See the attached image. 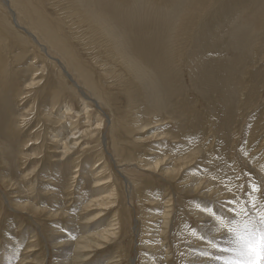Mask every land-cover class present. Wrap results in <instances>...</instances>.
Segmentation results:
<instances>
[{
    "label": "rangeland",
    "instance_id": "1",
    "mask_svg": "<svg viewBox=\"0 0 264 264\" xmlns=\"http://www.w3.org/2000/svg\"><path fill=\"white\" fill-rule=\"evenodd\" d=\"M7 1L0 0V263L242 264L235 241L247 235L245 226L258 222L264 209V18L244 19V2L210 0L206 12L228 1V11L224 7L226 12L218 14L225 19L208 18L199 6L191 30H198L203 16L208 26L198 36L190 30L189 41L179 40L180 47L175 43L178 59L170 43L179 19L174 6L162 0L158 5L130 0V6L91 0L110 24H141L143 32L161 39L143 65L149 95L131 104L122 84L126 70L118 66L124 51L117 39L97 37L85 24L94 18L78 15L75 8L85 9L83 0ZM34 17L46 26L47 37L33 29L39 26ZM137 30L131 32L133 40L125 36L124 41L137 43ZM134 50L133 58L139 53ZM50 58L69 64L71 80ZM74 61L90 74L95 89V71L104 69L108 86L116 84L120 91L117 102L96 100L98 95L77 78ZM41 82H48L43 91ZM81 91L89 92L91 102ZM52 138H58V146L50 144ZM212 247L218 248V259L209 257Z\"/></svg>",
    "mask_w": 264,
    "mask_h": 264
},
{
    "label": "bare ground",
    "instance_id": "2",
    "mask_svg": "<svg viewBox=\"0 0 264 264\" xmlns=\"http://www.w3.org/2000/svg\"><path fill=\"white\" fill-rule=\"evenodd\" d=\"M93 1V0H92ZM98 1V0H97ZM220 1V0H219ZM224 1V0H223ZM247 0H231V3H236V4H238L237 2H244L245 3V8H244V12L243 13H241L242 14V17L244 18V19H246V20H251L252 21V17H253V15H256L257 16V18H256V20H257V22H258V20H260V19H262V18H264V5H262L263 7H259V5L260 4H264V2H263V0H249L248 2H246ZM17 2H18V0H17ZM21 2V1H20ZM34 2V1H33ZM93 2H95V1H93ZM93 2H91V0H83V2H82V5L83 6H85V9H82L81 11H79V10H77V8H75L76 9V11H77V13H78V15H79V13L81 12L82 13V16H84L85 15V17L87 18V13H91L92 14V17L94 18V20H87V19H85V24L86 23H89L90 25H92L93 27H94V29L96 30L95 32L97 33H99L98 35H97V37H101L102 39H108V41H110V38H113V40H118L119 41V43H120V50H122V51H124V62L122 63V66H120V65H118L117 63V65L119 66V68H123L124 70H126V74H127V79L128 80H126V82H124V83H122V84H124V86L125 85H127L128 86V90H127V98H128V100H130L131 101V104L133 103V102H138L141 98H143V97H147L149 94H148V88H149V82H147L148 81V73L146 72V74H147V77H146V79L145 78H143L144 76H143V73L146 71L144 68V66L143 65H147V63H146V57H147V59H150V57H151V52H148V51H150V50H152V47L154 46V45H159V43H160V41H161V39H159L158 37H157V35L158 34H153V35H151L152 33H147V31H145V32H143L142 30H146V29H144V28H142L141 29V24H130V23H126V21H122L121 23H119V24H117V25H112V24H110V21L99 11L100 10V8H98ZM101 2V4H102V1H100ZM113 2V1H112ZM130 2V0H118V2L117 3H119L121 6H124V5H126V3L128 4ZM151 2H153V3H155V5H158L159 4V2H158V0H152ZM162 2H163V5H166L168 8L169 7H175V9H176V13H178V21H176V23H177V25H176V27H175V29L172 31V35L175 37V38H173V39H171V41H170V43H173L172 45H173V53H174V51H175V55L177 56V58L179 59L181 56H179L178 57V55H179V53H180V50L177 48L178 46L180 47V43L181 42H179V40H183V39H187V41H189V35H190V30H191V28L193 27L192 25H194L195 26V22H198V20H199V14H197V10H198V7L199 6H204L203 8H201L200 10H202V9H207V7H209V5H210V3H211V1L210 0H184L183 1V4L181 3V5H179V2H178V0H162ZM228 2V1H227ZM227 2H222L223 3V8L225 7V9H226V5L228 4ZM261 2H263V3H261ZM4 3L6 4V3H8V1L7 0H4ZM24 3H26V2H24ZM221 3V4H222ZM28 4V3H27ZM45 4H47L46 2H45ZM92 4V5H91ZM130 4V3H129ZM128 4V5H129ZM132 4V3H131ZM104 5V4H103ZM214 5V4H213ZM219 5H220V3H219ZM8 6V5H7ZM107 6V5H106ZM130 6V5H129ZM212 6V5H211ZM231 7H233V5H230ZM29 7V6H28ZM91 7V10H93V11H91L89 8ZM100 7H101V5H100ZM214 7V6H213ZM215 7H217V5L215 4ZM219 7V6H218ZM218 7H217V9H218ZM257 7V8H256ZM22 8V7H21ZM20 8V9H21ZM46 8V7H45ZM49 8V7H48ZM106 8V7H105ZM212 8V7H211ZM223 8H221V5H220V9L219 10H217V9H215V10H217V11H214V10H212V11H214V12H212V11H210V12H206V10H205V13L204 14H208V18L210 17V15L212 14V15H214V17L216 16H218V14H223V13H220V12H224V10H222ZM255 8H256V10H255ZM29 9V8H28ZM102 9H104V8H102ZM108 9V8H107ZM131 9H132V7H131ZM227 10V9H226ZM21 11H22V9H21ZM30 11V10H29ZM181 11V12H180ZM203 11V10H202ZM201 11V12H202ZM228 11V10H227ZM231 11V10H230ZM31 12V11H30ZM52 12V11H51ZM50 12V13H51ZM116 12V11H115ZM114 12V13H115ZM120 12V11H119ZM226 12V11H225ZM224 12V13H225ZM10 13V12H9ZM23 13V12H22ZM80 13V14H81ZM145 13V12H144ZM172 13H174V12H172ZM231 13V12H230ZM11 14H12V18H13V21H14V25L15 26H17V27H19L20 25H19V23L17 22V20H16V17H15V15H14V12L11 10ZM25 14H27V13H25ZM33 14V13H32ZM119 14V13H118ZM202 14V13H201ZM229 14V13H228ZM232 14H233V12H232ZM48 15V14H47ZM52 15V14H51ZM89 15V14H88ZM113 15V14H112ZM111 15V16H112ZM116 15V14H115ZM114 15V16H115ZM203 15V14H202ZM107 16V15H106ZM118 16V15H117ZM48 17V16H47ZM52 17V16H51ZM50 17V18H51ZM143 17V16H142ZM214 17H210L211 19H213ZM218 17H221V16H218ZM217 17V18H218ZM227 17V16H226ZM251 17V18H250ZM91 18V17H90ZM115 18V17H114ZM198 18V19H197ZM203 18H204V16H203ZM202 18V19H203ZM208 18H207V20H208ZM222 18V17H221ZM92 19V18H91ZM176 19H177V16H176ZM202 19H200L201 20V22L198 24V32L196 31H194L195 29L193 28V30H191V32L193 31V33L194 34H197V36H198V34L201 32V30H203L204 29V27L206 28L208 25H206L207 23L205 22L204 23V21L202 20ZM215 19V18H214ZM220 19V18H219ZM222 19H225V17L224 18H222ZM130 20V19H129ZM217 20V19H216ZM215 20V23L216 22H218V21H216ZM241 20H242V18H241ZM137 21V20H136ZM210 21V20H209ZM213 21V20H212ZM228 21V20H227ZM244 21V20H243ZM34 24H39V26H34V25H32L33 26V29L36 31V32H39V33H42V34H45L46 35V37H47V35H49L48 33H46V31H47V28H46V26H43V25H40V23H39V21H37V19H36V17H34L33 18V21H32ZM115 22V21H114ZM208 22V21H207ZM211 22V21H210ZM210 22H208V23H210ZM225 22V21H224ZM60 23V22H59ZM212 23V22H211ZM210 23V24H211ZM214 23V22H213ZM242 23V22H241ZM2 24V23H1ZM222 24V23H221ZM240 24V23H239ZM132 25H134V26H136V28L134 27V30H133V26ZM206 25V26H205ZM214 25V24H213ZM216 25H217V23H216ZM218 25H220V24H218ZM0 26H2V25H0ZM61 26V25H60ZM91 26V27H92ZM212 26V25H211ZM226 26V25H225ZM254 26H256V25H254ZM258 26V25H257ZM16 27V28H17ZM124 27V28H123ZM173 27H174V25H173ZM235 27V26H234ZM234 27H233V29H234ZM2 28V27H1ZM4 28V27H3ZM6 28V27H5ZM4 28V29H5ZM122 28V29H121ZM216 28V27H215ZM224 28V27H223ZM18 29V28H17ZM24 29V28H23ZM22 29V30H23ZM55 29V28H54ZM136 29H138L137 30V35H138V42L137 43H135V44H131V42H128L127 40L126 41H124L125 40V36H126V38H128V36H130L131 37V40H133L134 39V37H135V33L134 34H131V32H134ZM6 30V29H5ZM63 30V29H62ZM205 30V29H204ZM231 30V29H230ZM1 31V30H0ZM10 31H12V30H10ZM9 31V32H10ZM24 33H26V34H28V36L30 37V39H33L34 41H35V44L36 45H39L40 46V48H41V51H44L45 50V46L44 45H42L40 42H37V39H36V37L34 36V34H33V32L29 29H24ZM209 31V30H208ZM232 31V30H231ZM9 32L7 31V33L9 34ZM13 32V31H12ZM11 32V33H12ZM158 32L159 33H162L163 31L162 30H158ZM211 32V34H212V31H210ZM219 32V31H218ZM4 33V32H3ZM10 33V34H11ZM243 33H245V31H243L242 32V34ZM256 33V32H255ZM0 34H1V32H0ZM13 35H14V32L12 33ZM215 34V33H214ZM235 34V33H234ZM202 35V34H201ZM260 35V34H259ZM258 35V36H259ZM3 36V35H2ZM196 36V35H195ZM200 36V35H199ZM204 36V35H203ZM254 36V35H253ZM15 37V36H14ZM73 37V36H72ZM121 37V38H120ZM209 37V36H208ZM8 38V37H7ZM17 38H18V36H17ZM75 38V37H74ZM202 38V37H201ZM204 38V37H203ZM207 38V37H206ZM262 38V37H261ZM9 39V38H8ZM12 39V38H11ZM97 39V38H96ZM136 39V38H135ZM210 39V38H209ZM1 40V39H0ZM3 40V39H2ZM5 40V39H4ZM10 40V39H9ZM16 40H18V39H16ZM116 40V41H117ZM120 40H121V42H120ZM212 40V39H211ZM211 40H210V42H211ZM248 40V39H247ZM258 40V39H257ZM256 40V41H257ZM23 41V40H22ZM117 41V42H118ZM249 41V40H248ZM3 42V41H2ZM9 43H11L10 41H8ZM192 42V41H191ZM190 42V43H191ZM203 42V41H202ZM259 42V41H258ZM21 43V42H20ZM19 43V44H20ZM175 43L177 44L178 43V46H176V48H174V45H175ZM189 43V42H188ZM14 43H12V45H13ZM22 44V43H21ZM59 44V43H58ZM193 44V43H192ZM16 45V44H15ZM14 45V46H15ZM18 45V44H17ZM33 45V44H32ZM71 45V44H70ZM78 45V44H77ZM101 45H104V46H106L105 45V40H104V43H101ZM187 45V44H186ZM29 46V45H28ZM195 46H198L197 44H194V47ZM18 47V46H17ZM76 47H78V50L82 53V48H80L79 46H76ZM113 47V46H112ZM133 47L135 48V54H136V50L137 51H139V53L137 54V57H135V58H133L134 57V53H133ZM156 47V46H155ZM167 47V46H166ZM165 47V48H166ZM13 48H16V46L15 47H13ZM18 48H20V47H18ZM36 48H37V46H36ZM106 48V47H105ZM163 48H164V46H163ZM9 49H10V47H9ZM95 49V48H94ZM107 49V48H106ZM127 49V50H126ZM178 49V50H177ZM20 50V49H19ZM26 50H28V48L26 49ZM36 50V49H35ZM40 50V49H39ZM143 50H145V51H143ZM196 49L195 48H191V53H193L194 51H195ZM18 51V50H17ZM38 51V50H37ZM94 51V50H93ZM147 51V52H146ZM26 52H28V51H26ZM33 52H35L34 50H33ZM40 52V51H39ZM46 52H47V50H46ZM52 52V51H51ZM95 52V51H94ZM98 52V51H97ZM101 52V51H100ZM30 53V52H29ZM38 53V52H37ZM41 53H43V52H41ZM84 53V52H83ZM93 53V52H92ZM103 53V52H102ZM163 53V52H162ZM166 53V52H165ZM18 54V56H20V52L19 53H17ZM32 54V53H31ZM74 56H76L77 54H75L74 52L72 53ZM11 55V54H10ZM24 55V54H23ZM37 55V54H36ZM43 55V54H42ZM41 55V56H42ZM58 55V54H57ZM81 55V54H80ZM82 55H84V54H82ZM86 55V54H85ZM94 54H92V56H93ZM162 55V54H161ZM9 56V55H8ZM18 56H16V57H18ZM25 56V55H24ZM46 56V55H45ZM62 56V55H61ZM103 56H104V54H103ZM260 56H262V53H261V55ZM37 57V56H36ZM48 57H50L49 55H48ZM55 57H57V56H55ZM60 57V56H59ZM63 57V56H62ZM83 57V56H82ZM162 57V56H161ZM165 57V56H164ZM167 57V56H166ZM31 58V57H30ZM38 58V57H37ZM36 58V59H37ZM54 58V57H53ZM68 59H69V57H67ZM71 58V57H70ZM74 59H75V57H73ZM90 58V57H89ZM18 59V58H17ZM22 59H24V58H22ZM39 59V58H38ZM37 59V60H38ZM41 59V58H40ZM48 59V58H47ZM51 59V61H52V58H50ZM73 59V60H74ZM5 60H7V58L5 59ZM76 60V59H75ZM101 60V59H100ZM3 61V60H2ZM7 61H9V59L7 60ZM44 61V60H43ZM53 61H55L54 59H53ZM52 61V62H53ZM70 61V60H69ZM77 61V60H76ZM84 61V60H83ZM91 61V60H90ZM57 64H58V66L60 67V69H61V71H63V73L65 74V76L67 77V78H69L70 80H71V73L69 72V71H72L71 69L69 70V68H67V66L69 65H65V63H63L62 61H60V60H57V61H55ZM54 62V63H55ZM85 62V61H84ZM83 62V63H84ZM92 62V61H91ZM98 62V61H97ZM6 63V62H5ZM11 63V62H10ZM39 63H41V62H39ZM45 63V62H44ZM103 63H105V62H103ZM110 63H112V62H110ZM48 64V63H47ZM72 64H74L75 65V68H76V71L78 70V73L79 74H77L76 76H77V78H81L82 79V83H86L89 87H90V90H88L87 88H85L84 86H81V85H75L76 87L78 86V87H84L85 89H87L90 93L93 91V93L95 92L97 95H98V97H96V96H94V97H96V100H97V98H99L100 100H101V98L103 99V101H105V102H108V101H115V103L117 102V95H118V93L120 92V91H118L119 89H118V87H117V85L115 84V85H111V86H108V84H107V78L109 79V77H105L106 76V74L103 72L104 71V69H98L97 67V71H95V72H98L97 73V75H98V77H97V79H96V82L95 83H97V88L95 89L92 85H90L89 84V77L90 76H88V75H90V74H87L86 72H84L83 70H81V71H79L80 70V68H79V66H77L76 64H78V62H73ZM82 64V63H81ZM85 64V63H84ZM50 65V64H49ZM49 65H47V67L49 66ZM90 65V64H89ZM114 65V64H113ZM0 66H1V64H0ZM3 66H4V64H3ZM3 66H2V69H3ZM7 66V65H6ZM46 66V65H45ZM153 66H155L154 64H153ZM37 67V66H36ZM39 67V66H38ZM46 67V68H47ZM53 67V66H52ZM57 67V66H56ZM83 67V66H82ZM81 67V68H82ZM103 67V66H102ZM109 67H111V66H109ZM159 67H161L160 69H163L164 71H165V66H164V64L163 63H161L160 61H159ZM174 67V66H173ZM264 67V66H263ZM71 68V67H70ZM84 68V67H83ZM104 68H106V67H104ZM6 69V68H5ZM30 69H32V68H30ZM48 69V68H47ZM85 69V68H84ZM157 69V68H156ZM155 69V71L157 72V70ZM171 68L170 67H168L166 70H170ZM24 70V69H23ZM22 70V71H23ZM37 70H39V69H37ZM49 70V69H48ZM51 71H52V73L55 75V77L57 78V73H56V70H53V69H50ZM95 70V69H94ZM93 69H92V71H94ZM121 70V69H120ZM0 71H3V70H0ZM6 71H7V69H6ZM110 71V70H109ZM8 72V71H7ZM11 72V71H10ZM20 72V71H19ZM24 72V71H23ZM41 72V71H40ZM74 72V71H73ZM82 72V73H81ZM143 72V73H142ZM194 72H195V70H194ZM256 72V71H255ZM257 72H260V71H257ZM3 73V72H2ZM1 73V74H2ZM49 73V72H48ZM93 73V72H92ZM116 73V72H115ZM262 73H264V72H262ZM0 74V75H1ZM4 74V73H3ZM9 74V73H8ZM24 74V73H23ZM22 74V75H23ZM28 73H26V75H27ZM44 74H45V72H44ZM108 74V73H107ZM110 74H111V72H110ZM123 73H121L120 74V79L122 80L123 78V76L121 77V75H122ZM256 74V73H255ZM254 74V75H255ZM21 75V74H20ZM47 75V74H46ZM93 75H95V74H93ZM112 75H113V73H112ZM6 76V75H5ZM10 76V75H9ZM64 76V75H63ZM108 76V75H107ZM111 76V75H110ZM114 76V75H113ZM117 76V75H116ZM259 76V75H258ZM7 77L8 76H6V79H7ZM13 77H15L14 75H13ZM21 77V76H20ZM52 76H50V78H51ZM165 77H167V76H164V77H162V78H164V80H166L167 81V79L165 78ZM255 77V76H254ZM253 77V78H254ZM10 78V77H9ZM27 78H29V77H27ZM91 78H93L94 79V77H92L91 76ZM260 78V77H259ZM262 78V77H261ZM1 79L3 80V78L1 77ZM17 79V78H16ZM47 79V78H46ZM64 79V78H63ZM112 79V78H111ZM113 79H114V77H113ZM256 79H258L257 77H256ZM263 79V78H262ZM5 80V79H4ZM12 80V79H11ZM14 80V79H13ZM18 80V79H17ZM27 80V79H26ZM47 80H49V78L47 79ZM6 81V80H5ZM8 81V80H7ZM51 81V80H50ZM19 82V81H18ZM22 82V81H21ZM31 82V81H30ZM29 82V83H30ZM49 82V81H48ZM48 82H46L45 83V85H43V83H42V86L40 87V91H43L45 88H43L44 86H47L48 85ZM75 82V81H74ZM120 82V81H119ZM6 83V82H5ZM4 83V85H6ZM8 83V82H7ZM13 83H14V81H13ZM33 83V82H32ZM93 83V82H92ZM113 83H117L118 84V82L117 81H115V82H113ZM35 85L37 84V83H34ZM33 84V85H34ZM75 84V83H74ZM81 84V83H80ZM121 84V83H120ZM3 85V86H4ZM13 85H16V84H13ZM21 85V84H20ZM28 85V84H27ZM32 85V84H31ZM30 85V86H31ZM165 85V84H164ZM19 86V85H18ZM121 86V85H120ZM38 88V87H37ZM54 88V87H53ZM17 89V88H16ZM15 89V90H16ZM82 89V88H81ZM11 91V90H10ZM37 91V90H36ZM39 91V90H38ZM6 92V91H5ZM82 92V91H81ZM89 92H82V96H84V98H86V99H89L90 101L89 102H91V100H92V98L89 96ZM0 93L2 94V92L0 91ZM8 93V92H7ZM17 93H19V92H17ZM22 93V92H21ZM3 94H4V92H3ZM33 94H35V93H33ZM42 94V93H41ZM65 95H66V93H64ZM77 94H79V93H77ZM7 96H8V94H6ZM15 95V97H16V93L14 94ZM38 95V94H37ZM94 95V94H93ZM19 95H17V97H18ZM69 96V95H68ZM71 96V95H70ZM6 97V96H5ZM40 97V96H39ZM79 97H80V95H79ZM101 97V98H100ZM121 97V96H120ZM48 98V97H47ZM121 98H123V97H121ZM65 99V98H64ZM38 99H36V101H37ZM66 100V99H65ZM99 100V101H100ZM122 100V99H121ZM102 101V102H103ZM85 102V101H84ZM87 102V101H86ZM16 103V102H15ZM38 104H40V103H38ZM46 104H47V102H46ZM64 104V103H63ZM84 104V103H83ZM82 104V105H83ZM88 104V103H87ZM108 104V103H107ZM133 104H135V103H133ZM50 105L51 104H49V108H50ZM111 105V104H110ZM123 105H124V103H123ZM103 106H104V104H103ZM47 107V106H46ZM106 106H104V108H105ZM110 107V106H109ZM118 107V106H117ZM38 108H41V106H39ZM68 108V107H67ZM85 108V106L83 107V109ZM99 108H100V106H99ZM98 108V109H99ZM114 108V107H113ZM47 109V108H46ZM89 109V108H88ZM101 109V113L104 115V117H106L108 120L106 121V123L107 124H109V123H111V121H109L110 119L108 118V116L109 117H111L110 116V114H108L106 111H104V109H102V108H100ZM123 109V108H122ZM122 109H119V111L120 110H122ZM95 110H96V108H95ZM65 111L66 110H64L63 112H61V114H60V116H65ZM87 111V110H86ZM118 111V112H119ZM44 112V111H43ZM82 112V110L80 111V113ZM100 112V111H99ZM117 112V113H118ZM88 113V112H87ZM91 113V112H90ZM110 113V112H109ZM90 115V114H89ZM81 116H83L82 114H81ZM87 116V115H86ZM124 117H126V116H124ZM86 118V117H85ZM89 118H91V117H89ZM105 118V119H106ZM118 118V117H117ZM97 119V118H96ZM119 119V118H118ZM64 119H62V120H60L59 122H62ZM88 120V119H87ZM99 120V119H98ZM83 121V120H82ZM95 121V120H94ZM105 121V120H104ZM118 121V120H117ZM121 121H119V123H120ZM125 122V121H124ZM81 123V122H80ZM91 123V122H90ZM65 124H66V122H64L63 123V127H66L65 126ZM96 124V123H95ZM101 124V123H100ZM105 124V123H104ZM128 125V124H127ZM99 126V125H98ZM98 126H96L95 128H98ZM122 126V125H121ZM120 126V127H121ZM124 126H125V124H124ZM132 126V125H131ZM62 127V128H63ZM68 127V126H67ZM90 127V126H89ZM101 127H102V125H101ZM120 127L118 128V130H120ZM105 128V127H104ZM122 128V127H121ZM124 128V127H123ZM64 129V128H63ZM69 129H70V127H69ZM75 129V128H74ZM95 130V129H94ZM101 130V129H100ZM126 130V129H125ZM117 131V130H116ZM115 131V132H116ZM121 131V130H120ZM128 130H126V132H127ZM66 132V131H65ZM84 132H85V130H84ZM101 132V131H100ZM124 132V131H123ZM61 132L59 131V133L58 134H56V136L55 137H60L61 136V134H60ZM129 133V132H128ZM132 134V133H131ZM66 136V135H65ZM131 136V135H130ZM124 137H126L125 136V134H124ZM58 138H52L53 140H51V142H50V144L51 145H53V146H58L59 144V140H58ZM61 139V138H60ZM102 139H104V138H102ZM62 140V139H61ZM115 140V139H114ZM102 141V140H101ZM106 141V140H105ZM75 144V143H74ZM73 144V145H74ZM77 144V143H76ZM131 144V143H130ZM129 146H132V145H129ZM149 146V145H148ZM133 147V146H132ZM150 148H151V150H157L156 148H155V146L153 145V144H151L150 145ZM55 149V148H54ZM53 151H55V150H53ZM121 152V151H120ZM56 153H58V152H56ZM152 154V153H151ZM64 157V159H66L68 156L67 155H63ZM263 156V155H262ZM94 157V156H93ZM92 158V157H91ZM258 158H259V156H258ZM263 158V157H262ZM85 161V160H84ZM49 163V162H48ZM55 165V164H54ZM100 166V165H99ZM98 168V167H97ZM97 170V169H96ZM102 172V171H101ZM98 175H102V173L101 174H99V172H98ZM104 177V176H103ZM101 178H102V176H101ZM117 190V189H116ZM115 191V190H114ZM122 191V190H121ZM116 192V191H115ZM50 201L51 200H54V197H51V198H48ZM260 212H262V214H261V216H264V209L263 208H261V210H259ZM214 246H215V244H213ZM208 255H209V257H216V259H218V255H219V250H218V248L216 247V248H214V247H212L211 248V250L210 251H208ZM215 260V259H214ZM0 264H9V263H7V262H1ZM209 264V263H208ZM213 264V263H212Z\"/></svg>",
    "mask_w": 264,
    "mask_h": 264
},
{
    "label": "snow or ice",
    "instance_id": "3",
    "mask_svg": "<svg viewBox=\"0 0 264 264\" xmlns=\"http://www.w3.org/2000/svg\"><path fill=\"white\" fill-rule=\"evenodd\" d=\"M257 190L253 188L254 192ZM245 227L247 235L238 237L235 241L240 246L239 255L243 258L242 264H264V216L260 217L258 222Z\"/></svg>",
    "mask_w": 264,
    "mask_h": 264
}]
</instances>
